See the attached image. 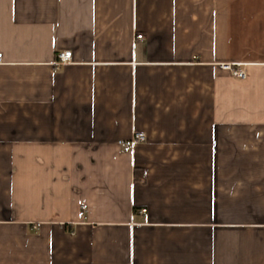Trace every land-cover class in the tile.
<instances>
[{
	"label": "crops",
	"instance_id": "crops-1",
	"mask_svg": "<svg viewBox=\"0 0 264 264\" xmlns=\"http://www.w3.org/2000/svg\"><path fill=\"white\" fill-rule=\"evenodd\" d=\"M0 53V264H264V0H0Z\"/></svg>",
	"mask_w": 264,
	"mask_h": 264
},
{
	"label": "built area",
	"instance_id": "built-area-1",
	"mask_svg": "<svg viewBox=\"0 0 264 264\" xmlns=\"http://www.w3.org/2000/svg\"><path fill=\"white\" fill-rule=\"evenodd\" d=\"M143 34H137L135 39H143ZM2 57V54L0 53V58ZM72 59V52L71 51H62L58 53V60L57 65L65 64ZM224 68L230 69L234 76L239 77L241 79H245L247 77L246 69L239 68L235 69L231 66V64H224ZM146 140V134L144 132L140 131H134L133 135L128 140H120L119 144L122 145L124 148L133 150L138 144L144 142ZM143 211H146L145 209Z\"/></svg>",
	"mask_w": 264,
	"mask_h": 264
},
{
	"label": "trees",
	"instance_id": "trees-1",
	"mask_svg": "<svg viewBox=\"0 0 264 264\" xmlns=\"http://www.w3.org/2000/svg\"><path fill=\"white\" fill-rule=\"evenodd\" d=\"M134 178L136 181H145L146 175L143 168H135L134 170Z\"/></svg>",
	"mask_w": 264,
	"mask_h": 264
}]
</instances>
